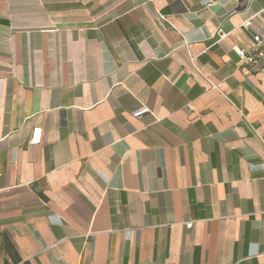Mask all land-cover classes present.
<instances>
[{"label": "crops", "instance_id": "1", "mask_svg": "<svg viewBox=\"0 0 264 264\" xmlns=\"http://www.w3.org/2000/svg\"><path fill=\"white\" fill-rule=\"evenodd\" d=\"M257 33L264 0H0V264H264Z\"/></svg>", "mask_w": 264, "mask_h": 264}, {"label": "built area", "instance_id": "2", "mask_svg": "<svg viewBox=\"0 0 264 264\" xmlns=\"http://www.w3.org/2000/svg\"><path fill=\"white\" fill-rule=\"evenodd\" d=\"M236 52L241 59V65L248 70L261 66L262 59L264 58V33H257L254 35L249 49L239 48ZM146 111L147 109H139L135 112V116H139ZM42 136V128H35L33 130L31 142L33 144L40 143L42 141Z\"/></svg>", "mask_w": 264, "mask_h": 264}]
</instances>
